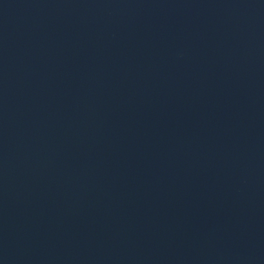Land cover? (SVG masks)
<instances>
[{
  "label": "water",
  "instance_id": "95a60500",
  "mask_svg": "<svg viewBox=\"0 0 264 264\" xmlns=\"http://www.w3.org/2000/svg\"><path fill=\"white\" fill-rule=\"evenodd\" d=\"M0 264H264V0H0Z\"/></svg>",
  "mask_w": 264,
  "mask_h": 264
}]
</instances>
